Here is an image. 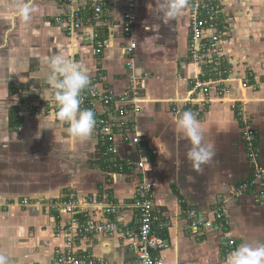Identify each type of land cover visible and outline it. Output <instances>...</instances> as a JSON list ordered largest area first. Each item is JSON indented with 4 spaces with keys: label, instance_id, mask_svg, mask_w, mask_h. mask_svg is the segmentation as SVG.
<instances>
[{
    "label": "crops",
    "instance_id": "1",
    "mask_svg": "<svg viewBox=\"0 0 264 264\" xmlns=\"http://www.w3.org/2000/svg\"><path fill=\"white\" fill-rule=\"evenodd\" d=\"M157 2L136 0L137 49L128 54L122 31L124 5L116 0L104 1V22L85 23L72 37L55 20L77 9L87 18L97 1L0 0V255L7 257V264H54L55 251L64 244L67 233L58 229L68 218L44 212L34 201H58L71 192L81 198L100 194L86 214L97 223L108 222L105 208L115 204L122 207L120 228L127 230L138 224L133 203L142 178L152 185L153 208L166 227L160 235L166 247L156 254L164 264H225L224 245L229 240L236 248L246 242L264 243V179L254 190L235 196L255 169L241 121L232 109L238 102L252 116L264 168V0L224 1L228 66L238 80L250 70L253 78L248 89L239 81L230 84L223 100L213 88L210 104L193 108L206 129L204 142L215 145V156L202 171L194 170L187 159L191 145L176 130L177 117L171 113L175 104L182 106L188 99L189 82L197 73L188 60L190 7L186 3L181 15L165 19ZM21 4L29 8L26 19L20 14ZM96 33L107 43L101 56L96 54ZM57 55L87 73L86 88L102 74L100 90L119 96L109 107L97 105L96 114L116 125L119 163L136 166L145 160L143 177L137 169L120 173L103 159L94 129L87 139H75L68 135V125L55 119L56 105L43 97L52 93L48 65ZM134 80L141 83L137 94L132 93ZM134 103L141 109L138 115L119 117L120 109ZM47 106L50 113L31 112ZM124 121L128 125L119 127ZM135 134L141 135L151 156L124 141ZM222 200L224 227L209 232L190 227L186 212L213 219ZM23 201L32 205L24 206ZM130 242L121 233L99 234L82 238L78 251L109 264H125L134 259Z\"/></svg>",
    "mask_w": 264,
    "mask_h": 264
},
{
    "label": "built area",
    "instance_id": "2",
    "mask_svg": "<svg viewBox=\"0 0 264 264\" xmlns=\"http://www.w3.org/2000/svg\"><path fill=\"white\" fill-rule=\"evenodd\" d=\"M88 2L97 1L91 8L86 18L81 9L72 11L65 17L55 20L57 26H63L65 33L72 37L82 30L85 23H91L96 26L105 21L106 12L104 9V1L106 0H86ZM224 1L225 0H187L190 11V36L188 40V60L197 67V73L189 82V97L182 106L175 104L171 108V113L177 118L184 111H192L195 106L205 108L210 104V94L215 88L217 90L219 100H223L225 95H229V85L235 81H239L242 89H248L250 80L253 78V71L241 80L233 77V71L228 66L227 55L224 49V37L227 35L226 18H224ZM124 5L122 31L124 38L129 42L126 52L133 54L137 49L134 36L136 33L137 17H136V0H116ZM96 45V54L101 56L106 49L107 43L102 40L98 33L94 36ZM103 75L98 74L94 78V83L90 87L82 90L80 94L81 110L90 109L95 114L94 131L99 140L101 147V156L103 159L111 161L113 167L120 173L133 171L135 169L142 171L144 176L145 160H141L136 166L134 164H122L116 160L118 150L116 148V125L108 118L98 117L96 114V106H111L119 96L113 93H103L99 84L103 81ZM141 87L139 81L134 80L132 93L137 94ZM232 109L236 111L237 117L242 124V138L247 151L249 161L254 165V174L252 178L242 183L235 193L236 197L242 196L244 193L254 190L258 183L264 179V168L260 166V149L259 134L253 127L252 116L248 115L243 105L234 102ZM140 107L134 103L129 107H124L118 111L121 118L131 115H138ZM50 107L37 108L31 112L35 115L43 112L50 113ZM24 113V112H23ZM23 113L19 119L23 118ZM127 122L119 125L125 128ZM124 141L132 143L139 148L141 154L152 153L142 141L140 134L129 138L126 136ZM152 185L142 178L137 186V192L133 203L136 210L138 224L129 229L123 230L119 224V214L122 207L115 204H109L105 208V214L111 217L108 222L97 223L86 214L88 208L96 203L100 198V194L93 197L81 198L77 193L71 192L66 198L58 201H34L33 205L40 208L44 212L53 213L62 218L67 217L68 222L59 227V233L66 232L64 244L57 249L54 254V264H109L90 252L78 251V245L82 238L92 237L99 234L114 235L116 233L124 234V238L130 240L129 251L133 254L134 259L125 264H164L162 259L156 257V254L166 247V240L161 237V233L166 230L164 223L156 215L152 203ZM222 200L220 206L213 212L212 217L217 225L210 218H200L195 211L186 212L188 219H192L191 228L199 232H209L216 228L224 227L225 214L224 204ZM24 206L32 205L29 201L21 203ZM222 205V206H221ZM225 253L229 255L236 244L233 240H229L224 245Z\"/></svg>",
    "mask_w": 264,
    "mask_h": 264
},
{
    "label": "clouds",
    "instance_id": "3",
    "mask_svg": "<svg viewBox=\"0 0 264 264\" xmlns=\"http://www.w3.org/2000/svg\"><path fill=\"white\" fill-rule=\"evenodd\" d=\"M187 0H158L157 11L165 19H173L183 13ZM20 14L26 19L29 8L21 4ZM49 86L52 93L44 100H51L57 107L54 116L59 122L66 123L67 133L75 139H87L95 127V114L90 109L81 110L80 94L89 84L87 73L76 63L57 55L50 58ZM176 130L190 143L187 159L194 170L202 171V166L212 162L215 145L204 142L206 129L190 110L184 111L174 120ZM0 264H7V257L0 255ZM225 264H264V243H243L234 249Z\"/></svg>",
    "mask_w": 264,
    "mask_h": 264
}]
</instances>
